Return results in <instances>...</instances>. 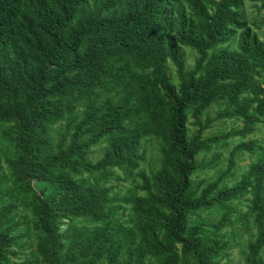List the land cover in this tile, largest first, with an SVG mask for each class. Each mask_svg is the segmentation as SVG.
<instances>
[{
    "label": "trees",
    "instance_id": "obj_1",
    "mask_svg": "<svg viewBox=\"0 0 264 264\" xmlns=\"http://www.w3.org/2000/svg\"><path fill=\"white\" fill-rule=\"evenodd\" d=\"M241 3L0 0V134L11 145L5 165L0 153V264H219L229 203L245 194L240 220L255 231L243 261L264 264V159L222 181L255 142L235 145L212 180L192 178L213 142L264 122V45ZM213 103L215 119L242 126L204 137L200 116ZM146 138L160 144L149 172L140 168ZM109 179H130L127 193L117 198ZM213 207L223 212L209 224L199 212Z\"/></svg>",
    "mask_w": 264,
    "mask_h": 264
},
{
    "label": "rangeland",
    "instance_id": "obj_2",
    "mask_svg": "<svg viewBox=\"0 0 264 264\" xmlns=\"http://www.w3.org/2000/svg\"><path fill=\"white\" fill-rule=\"evenodd\" d=\"M241 12L243 13V17L245 18L248 26L253 32L256 33L264 45V7L261 5V2L255 0H242ZM183 49L186 67H193L196 53L187 47H184ZM167 65L169 67L168 73L170 77L173 80H176V75L174 72L175 67L171 66L170 62H168ZM220 106L221 105L219 103H213L200 116V120L203 123L209 119V126L203 131L204 137L218 136L224 132H227L229 129L242 126L241 124H243V120L241 117L234 116L231 118L215 119V114ZM193 121V117L189 115L187 122L189 124V134L197 128ZM5 126V123L0 122V130ZM250 140L255 142V152L250 153L247 151H242L236 154V165L231 175L223 178L222 181H224L227 185H232L235 181L239 180L242 172L248 169L251 162H254L259 158L264 159V122L262 121L255 123L254 131L252 133L242 137H229L226 141V145H223L221 142L218 144L213 142L206 152L200 153L196 160L202 165V167L197 169V171L193 174V182L199 183L203 180H212L214 177H216L220 169H224L226 167L227 159L229 158L232 148L241 141ZM104 145V143H100L90 148L89 159L91 161H95L101 157ZM159 146V141L156 138H146L143 140L142 150L144 152L145 159L140 163V168L145 172H149L151 169H154L158 166V159L160 158ZM0 153L1 155H6L1 157V162L3 165H5L4 158L11 154V145L6 138L1 136V134ZM216 155L219 156L218 163L213 160ZM213 162L216 164L214 168L210 165V163L212 164ZM114 173L119 175L121 174L120 171L116 169L114 170ZM88 180L90 182L95 181L92 178H89ZM130 184V179L127 181H122L121 179H109L107 182V185H111L113 187L112 193L115 194L117 198H120L127 193V189L129 188ZM248 198L249 195L245 194L229 203V207L231 209L229 212L230 222L227 225H224L220 230L223 239H225L229 248L223 251V257L220 258L219 264H244L243 252L245 251L248 240L252 238V235L255 231L252 222L249 223V221H246L244 223L240 220V218L246 214L248 210ZM129 212V205H124V208L118 211L120 220L125 222L126 226L130 225L128 217ZM222 212L223 209L219 207H213L210 209L201 210L199 212V217L202 218L206 223L210 224L211 222L218 220ZM249 220L251 221V218H249ZM88 225L89 223L86 222V226ZM27 242L28 244H32L34 242V236L32 235L31 238L27 239ZM262 256L264 259V248L262 251Z\"/></svg>",
    "mask_w": 264,
    "mask_h": 264
}]
</instances>
